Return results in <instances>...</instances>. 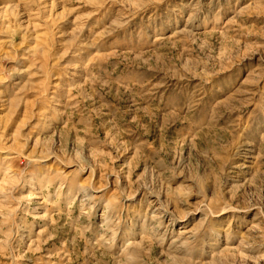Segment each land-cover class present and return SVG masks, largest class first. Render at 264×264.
<instances>
[{
    "label": "rangeland",
    "instance_id": "rangeland-1",
    "mask_svg": "<svg viewBox=\"0 0 264 264\" xmlns=\"http://www.w3.org/2000/svg\"><path fill=\"white\" fill-rule=\"evenodd\" d=\"M0 264H264V0H0Z\"/></svg>",
    "mask_w": 264,
    "mask_h": 264
},
{
    "label": "bare ground",
    "instance_id": "bare-ground-1",
    "mask_svg": "<svg viewBox=\"0 0 264 264\" xmlns=\"http://www.w3.org/2000/svg\"><path fill=\"white\" fill-rule=\"evenodd\" d=\"M10 159V158H9ZM34 197H37V196H34Z\"/></svg>",
    "mask_w": 264,
    "mask_h": 264
}]
</instances>
